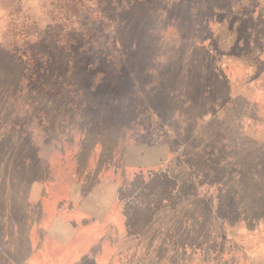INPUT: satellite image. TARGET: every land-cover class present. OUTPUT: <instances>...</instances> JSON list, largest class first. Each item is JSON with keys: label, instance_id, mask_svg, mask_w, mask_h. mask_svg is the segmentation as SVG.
Masks as SVG:
<instances>
[{"label": "rangeland", "instance_id": "obj_1", "mask_svg": "<svg viewBox=\"0 0 264 264\" xmlns=\"http://www.w3.org/2000/svg\"><path fill=\"white\" fill-rule=\"evenodd\" d=\"M0 264H264V0H0Z\"/></svg>", "mask_w": 264, "mask_h": 264}, {"label": "trees", "instance_id": "obj_2", "mask_svg": "<svg viewBox=\"0 0 264 264\" xmlns=\"http://www.w3.org/2000/svg\"><path fill=\"white\" fill-rule=\"evenodd\" d=\"M118 200L127 234L140 236L162 209H175L179 204L178 181L167 171L135 172L131 180L118 189Z\"/></svg>", "mask_w": 264, "mask_h": 264}, {"label": "crops", "instance_id": "obj_3", "mask_svg": "<svg viewBox=\"0 0 264 264\" xmlns=\"http://www.w3.org/2000/svg\"><path fill=\"white\" fill-rule=\"evenodd\" d=\"M163 210H164V209H162V210L156 215V217H155L154 221L152 222V224L157 220V218H158L159 216L162 215ZM152 224H151L150 226H152Z\"/></svg>", "mask_w": 264, "mask_h": 264}]
</instances>
